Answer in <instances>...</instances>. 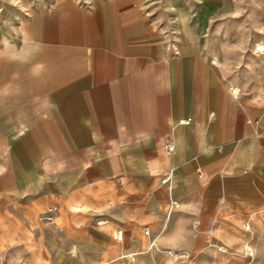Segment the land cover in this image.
<instances>
[{
  "label": "crops",
  "instance_id": "0c3cea01",
  "mask_svg": "<svg viewBox=\"0 0 264 264\" xmlns=\"http://www.w3.org/2000/svg\"><path fill=\"white\" fill-rule=\"evenodd\" d=\"M234 8L0 0V132L10 147L0 196L49 206L92 197L104 221L96 256L112 260L129 255L123 234L162 226L167 187L200 219L264 210V92L231 90L237 65L224 53L239 46Z\"/></svg>",
  "mask_w": 264,
  "mask_h": 264
},
{
  "label": "rangeland",
  "instance_id": "374dc122",
  "mask_svg": "<svg viewBox=\"0 0 264 264\" xmlns=\"http://www.w3.org/2000/svg\"><path fill=\"white\" fill-rule=\"evenodd\" d=\"M231 1L239 25L237 52L224 53L229 63L237 65L231 90L259 87L264 92V0ZM9 151L0 132V163ZM162 194V226L143 225L123 234L120 245L129 255L115 260L97 259L93 243L101 219L92 197L64 198L49 206L40 200L24 203L0 196V264H60L64 254L73 264H264V210L215 211L210 218L200 219L199 213L170 197L168 187ZM107 201L100 210L108 208ZM111 232L103 234L106 244Z\"/></svg>",
  "mask_w": 264,
  "mask_h": 264
},
{
  "label": "built area",
  "instance_id": "2783aa9c",
  "mask_svg": "<svg viewBox=\"0 0 264 264\" xmlns=\"http://www.w3.org/2000/svg\"><path fill=\"white\" fill-rule=\"evenodd\" d=\"M164 149L166 152H169L173 149V143L170 140H167L164 143ZM171 171L169 170L167 173L164 174V176L162 177L161 181L165 182V183H170L171 181ZM103 220H99L98 223H103ZM122 236V231L120 229H117L113 235V237L117 240H120Z\"/></svg>",
  "mask_w": 264,
  "mask_h": 264
},
{
  "label": "bare ground",
  "instance_id": "6f19581e",
  "mask_svg": "<svg viewBox=\"0 0 264 264\" xmlns=\"http://www.w3.org/2000/svg\"><path fill=\"white\" fill-rule=\"evenodd\" d=\"M259 49H263L262 46H258Z\"/></svg>",
  "mask_w": 264,
  "mask_h": 264
}]
</instances>
